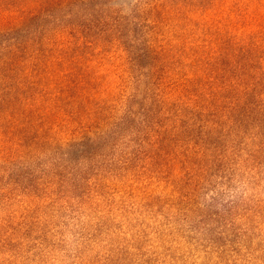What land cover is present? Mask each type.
Segmentation results:
<instances>
[{
  "label": "trees",
  "instance_id": "1",
  "mask_svg": "<svg viewBox=\"0 0 264 264\" xmlns=\"http://www.w3.org/2000/svg\"><path fill=\"white\" fill-rule=\"evenodd\" d=\"M170 6L151 35L114 0H0V202L75 213L158 181L186 219L206 182L262 170L264 0Z\"/></svg>",
  "mask_w": 264,
  "mask_h": 264
},
{
  "label": "rangeland",
  "instance_id": "2",
  "mask_svg": "<svg viewBox=\"0 0 264 264\" xmlns=\"http://www.w3.org/2000/svg\"><path fill=\"white\" fill-rule=\"evenodd\" d=\"M114 3L124 12L137 9L151 35H170L182 17L170 0ZM259 44L264 71V39ZM261 93L264 107V85ZM243 172L206 182L186 219L165 207L164 182L107 181L97 207L75 213L41 210L19 190L12 202H0V264H264V166Z\"/></svg>",
  "mask_w": 264,
  "mask_h": 264
}]
</instances>
